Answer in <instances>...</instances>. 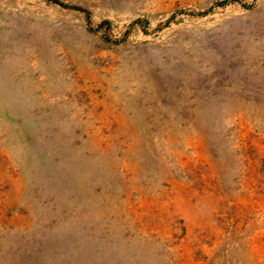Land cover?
Segmentation results:
<instances>
[{
	"label": "rangeland",
	"instance_id": "1",
	"mask_svg": "<svg viewBox=\"0 0 264 264\" xmlns=\"http://www.w3.org/2000/svg\"><path fill=\"white\" fill-rule=\"evenodd\" d=\"M0 264H264V0H0Z\"/></svg>",
	"mask_w": 264,
	"mask_h": 264
}]
</instances>
